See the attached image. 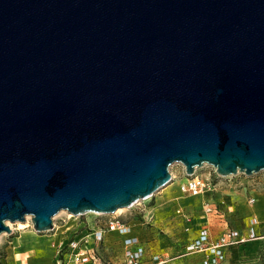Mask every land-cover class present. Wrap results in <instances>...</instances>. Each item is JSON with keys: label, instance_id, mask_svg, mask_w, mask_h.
<instances>
[{"label": "water", "instance_id": "95a60500", "mask_svg": "<svg viewBox=\"0 0 264 264\" xmlns=\"http://www.w3.org/2000/svg\"><path fill=\"white\" fill-rule=\"evenodd\" d=\"M175 163L264 171V0H0V235L131 207Z\"/></svg>", "mask_w": 264, "mask_h": 264}, {"label": "crops", "instance_id": "0c3cea01", "mask_svg": "<svg viewBox=\"0 0 264 264\" xmlns=\"http://www.w3.org/2000/svg\"><path fill=\"white\" fill-rule=\"evenodd\" d=\"M181 184V181H175L165 185L154 203L144 209L142 219L123 220L130 227L128 234L106 232L105 254L113 263H124V239L133 236L146 249L144 264H264V237L220 251L186 250L204 228L209 230L214 241L219 239L226 226L243 234L251 230L261 234L264 230V191H255L253 201L248 203L243 195L224 190L218 183L196 196L181 191ZM207 203L216 206L219 214H207ZM254 219L257 225L253 223ZM70 231L65 229L61 239L57 232L39 239L36 233L27 230L19 236V241L11 242L0 251L1 264L21 261L29 264L28 260L31 264H46L48 258L58 264V259L52 257L53 248L57 249ZM34 240L37 245L31 243ZM50 242L53 246H47ZM30 247L36 253L30 251ZM158 259L164 262L159 263Z\"/></svg>", "mask_w": 264, "mask_h": 264}, {"label": "built area", "instance_id": "2783aa9c", "mask_svg": "<svg viewBox=\"0 0 264 264\" xmlns=\"http://www.w3.org/2000/svg\"><path fill=\"white\" fill-rule=\"evenodd\" d=\"M181 191L191 194L200 195L206 189V181L199 177L196 173L189 176L186 183L180 186ZM253 199L250 200V203ZM207 214H219L216 206L207 203L205 205ZM255 225L258 224L256 219L253 220ZM130 227L128 224L118 217H112L107 221L105 226L91 228L87 223L83 224L79 229L71 230V234L67 235L64 242L57 248L58 264H115L105 254V235L107 231L118 232L120 234H128ZM264 237L258 232L251 230L248 234H243L237 229L226 226L225 231L217 241L211 238L207 228L201 230L199 238L188 245L186 250L191 251H220L224 248L241 245L250 239ZM125 261L123 264H144L145 247L136 237L127 236L124 239ZM159 263H163V259H158ZM1 264V256H0ZM18 264H26L19 262Z\"/></svg>", "mask_w": 264, "mask_h": 264}, {"label": "rangeland", "instance_id": "374dc122", "mask_svg": "<svg viewBox=\"0 0 264 264\" xmlns=\"http://www.w3.org/2000/svg\"><path fill=\"white\" fill-rule=\"evenodd\" d=\"M170 173L172 175V180L168 184H171L175 181H181V183L183 184L186 183L187 179L189 178V176L185 172L184 166L179 163H175L170 167ZM196 174L206 181L205 190L213 189L215 183H218L220 186H222L224 190L231 191L238 195H243L244 198L248 201V203L251 199H253V194L255 193V191H264V171L254 173L252 175H246L244 173H241L237 175L221 177L216 173L215 169L212 166L204 165L203 167L197 169ZM162 188L159 189L153 196L144 200H140L131 207L124 208L123 211L119 213H86L81 216L75 215L73 219L72 217H69L66 213H63L59 216L57 214L54 217L55 228L51 231L37 232L33 228L31 219H29L30 225L25 229H22L18 222H10V224L12 225L9 226L12 229V233L9 234L4 232L0 235V251H3L4 247L10 245L11 242H15L16 240L19 241V236L27 230H30L34 234L36 233L39 239H43L46 237V235H50L54 232H57L59 239H61L63 235L61 233L65 229L67 231L73 229L72 231H74L75 229H79L80 227H82L85 223L90 225L91 228H95L98 226H105L107 221L110 220L112 217H118L122 220H130L135 218L142 219V216H144V209L148 208L149 206H151V204L154 203L157 196L160 195ZM64 224L65 226L62 227V225ZM69 234H71V231L70 233L66 234V236ZM259 235H264V230ZM31 243H33V245H37L35 240L31 241ZM47 246H53V242L48 243ZM53 249L54 252L52 253V257L57 260V249H55V247ZM30 251L36 253L35 250H31V247ZM30 262L31 260H28L29 264H31ZM46 264H56V262L48 258Z\"/></svg>", "mask_w": 264, "mask_h": 264}, {"label": "bare ground", "instance_id": "6f19581e", "mask_svg": "<svg viewBox=\"0 0 264 264\" xmlns=\"http://www.w3.org/2000/svg\"><path fill=\"white\" fill-rule=\"evenodd\" d=\"M121 211H123V209H119V210H117L115 213H119V212H121ZM63 213L68 214V216H69V217H72V219L75 217L74 214H72V213H70V212H67V211H65V210L60 211V212L58 213V216L61 215V214H63ZM56 217H57V216H56ZM29 219H30V216L27 218V221H25V222H18L22 229H25V228H27V227L30 225V221H29ZM8 224H9V225H12V224H10V222H8Z\"/></svg>", "mask_w": 264, "mask_h": 264}]
</instances>
